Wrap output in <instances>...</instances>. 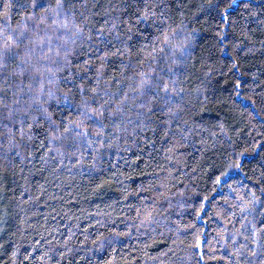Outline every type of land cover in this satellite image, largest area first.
Returning a JSON list of instances; mask_svg holds the SVG:
<instances>
[{
    "label": "snow or ice",
    "instance_id": "obj_1",
    "mask_svg": "<svg viewBox=\"0 0 264 264\" xmlns=\"http://www.w3.org/2000/svg\"><path fill=\"white\" fill-rule=\"evenodd\" d=\"M0 264H264V0H0Z\"/></svg>",
    "mask_w": 264,
    "mask_h": 264
},
{
    "label": "trees",
    "instance_id": "obj_2",
    "mask_svg": "<svg viewBox=\"0 0 264 264\" xmlns=\"http://www.w3.org/2000/svg\"><path fill=\"white\" fill-rule=\"evenodd\" d=\"M77 191H78V190H77ZM74 194H75V192H74ZM109 195L115 197L117 194H116V193H109ZM106 199H107V198H106ZM96 202L99 203V201H96ZM101 207H103V205H101Z\"/></svg>",
    "mask_w": 264,
    "mask_h": 264
}]
</instances>
